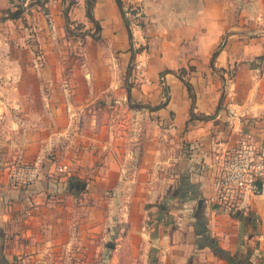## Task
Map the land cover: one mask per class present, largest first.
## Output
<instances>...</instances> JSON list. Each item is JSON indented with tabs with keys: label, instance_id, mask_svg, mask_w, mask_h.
<instances>
[{
	"label": "crops",
	"instance_id": "crops-1",
	"mask_svg": "<svg viewBox=\"0 0 264 264\" xmlns=\"http://www.w3.org/2000/svg\"><path fill=\"white\" fill-rule=\"evenodd\" d=\"M10 1L0 0V26L22 18L1 12L15 11ZM29 1L47 9L33 26L44 60L27 67L34 79L0 81V264L237 260V235L242 227L248 231L238 220L244 216L245 222L249 206L264 208L254 203L264 197V183L259 196L231 213L235 220L211 204L213 181L222 152L243 133L262 131L264 31L230 26L229 0H135L146 16L144 27L127 23L115 0H95L93 16L104 44L89 43L85 61L62 80L52 72L61 67L62 22L72 12H61L63 0H25L23 6ZM121 1L123 9L130 2ZM85 2L76 6L87 21ZM242 3L239 20L246 23L253 5ZM256 3L262 7L264 0ZM24 11V20L36 18ZM262 11L249 16L256 17L253 25L264 24ZM146 44L125 83L128 99L117 75ZM188 67L193 70L179 78L178 71ZM233 68L234 79H227L223 71ZM217 75L226 80L223 108ZM183 82L194 95L189 122L191 99ZM42 153L34 186L8 184L10 162L29 163ZM60 165L67 172L49 179L48 172ZM259 238L264 264V224Z\"/></svg>",
	"mask_w": 264,
	"mask_h": 264
},
{
	"label": "rangeland",
	"instance_id": "rangeland-1",
	"mask_svg": "<svg viewBox=\"0 0 264 264\" xmlns=\"http://www.w3.org/2000/svg\"><path fill=\"white\" fill-rule=\"evenodd\" d=\"M63 1H65V3L61 5V12H62V9L63 11L71 10L72 14L69 16L68 22H67L68 27H69L68 34L65 32V28H64V24H66L65 19L62 22L63 23V36L60 37V41H62L61 46L64 50V54L61 56V59H60L61 67L59 68L58 74L52 72V76L58 75L60 79L67 80L73 73L75 67L81 65L85 61L84 56H83V51L85 50V48H87L89 43L103 45L104 42L102 40L101 42L96 43L91 38L92 35L96 37L100 34L97 31H95L93 25H90V23H88L85 19H83L82 17L78 15L79 14L77 11L78 7L76 6L78 0H63ZM244 1L250 2V4L252 3L253 5L252 11L251 9L249 11V16L252 17L251 14L253 11H254L253 14L256 15L259 12V9H260V13H261V10H263L262 13H264V5L262 4V7L257 5L256 3L257 0H229V3H230L229 25L238 26V28L241 29L245 33L257 32L259 30L264 31V26H263L264 24L253 25L255 18H256L255 16H253L252 19H249V16H245V19H247L246 23H242L241 20H239V17L241 15L242 5H243L242 2ZM12 3L14 4L13 6L14 8L15 6L23 4L21 0H12ZM36 4H38V2L31 3L29 1L27 2L25 6H23V10H21L20 12L22 18L20 19V21H18L17 25L13 22L12 24H9V26H0V81H2L3 79L9 80V79H12L13 77H20L21 79L22 78L30 79L31 78L30 76H33L32 79H34V75L27 69V67H29L30 64H33L34 60L38 62L44 60V58L42 57L43 55L41 53V49L36 48V45L39 46L40 42L35 38V36H33L36 34L33 31V26L37 24V14L46 13L45 11L47 9H45L42 5H40L38 8ZM125 4L127 6L124 5L123 11L125 13V20L127 21V23L133 22V20H135L136 23L134 22V24L144 27L146 24L145 23L146 16L141 12L140 7L137 6L136 1L130 0V2H126ZM24 7L28 9L27 13L29 15L36 16V18L31 19V20H24L23 19L24 13H25ZM1 12L4 14L5 12H7L8 14L7 17L9 18L11 15L10 12H14V10L10 11V8H8V9H3ZM6 19L7 18H3V21ZM240 23H242V26L239 25ZM18 26H20V28ZM11 29L15 31L13 33L16 35L14 34L12 35L10 31ZM24 29H27V32H24L25 34L20 33ZM50 29L53 30V32L55 31L53 27H51ZM147 46L148 45L146 44L145 46H141V47H146L147 49L148 48ZM135 65L136 64L134 61L132 65H129L127 67L126 72L124 73L121 72V73H118L117 75V77L120 80H122V83L124 82L123 88L125 89L126 92H127L128 84L126 85L125 83H127L129 77L131 78V75H132L131 71L134 70ZM18 66H23V68L19 69ZM192 70L193 69L191 67H188L187 70H179L178 74L183 76L184 74L189 73ZM224 73L227 79H230V80L234 79L235 69L233 68L229 71H224ZM217 77L218 78L220 77L221 79L220 78L219 79L223 83L221 86V102L219 104V107L223 108V103H224L223 100L226 97L225 90L223 87L225 85L226 80L221 75L220 76L217 75ZM3 86L4 85H2V87ZM44 89L46 90L47 88H44ZM112 105L114 106L115 104H112ZM129 105L134 107L136 104L129 103ZM246 124H251V122H248ZM223 125L226 127L228 123L227 124L224 123ZM260 128L262 129V131H259V133H254L252 131L251 132L254 133L255 137H257L258 139H264V122ZM109 196H110L109 194L106 195V197H109ZM254 203L256 207L263 205L264 197L256 198ZM262 211H264V208L256 210L255 207L249 206L245 210V215H246L245 222L243 220L244 216L241 217L240 219L241 221L238 220L237 225H240V227L246 226L248 228V231L247 233H245L244 227H242L240 233L237 235V244L239 245L238 249L241 254H239L237 260L232 259L233 261H238L237 264H263L262 256L258 252L260 251L258 248V243L261 240L260 238L257 240L255 239V236L258 235L259 227H261V225L264 224L263 223L264 217L258 216V214L261 213ZM229 215L230 217H234V216H231V214ZM234 219L236 220V217H234ZM246 236L252 237L253 240L250 241L251 243L249 242V240H245ZM227 252L228 254L233 253L232 250H227ZM251 253H253L252 257L250 256ZM216 261H217L216 263H218L221 260L217 259ZM225 263L227 264V261ZM57 264H60V263H57ZM67 264H69V262ZM228 264H231V261L228 262Z\"/></svg>",
	"mask_w": 264,
	"mask_h": 264
},
{
	"label": "built area",
	"instance_id": "built-area-1",
	"mask_svg": "<svg viewBox=\"0 0 264 264\" xmlns=\"http://www.w3.org/2000/svg\"><path fill=\"white\" fill-rule=\"evenodd\" d=\"M136 1L139 3L141 0ZM43 160L42 153L29 163L10 162L5 168L8 184L21 190L34 186L41 177ZM67 170L66 165H60L48 172V177L55 180L57 175L65 174ZM263 183L264 139H258L252 132L243 133L221 154L213 181L211 204L226 214L236 212L260 195Z\"/></svg>",
	"mask_w": 264,
	"mask_h": 264
},
{
	"label": "trees",
	"instance_id": "trees-1",
	"mask_svg": "<svg viewBox=\"0 0 264 264\" xmlns=\"http://www.w3.org/2000/svg\"><path fill=\"white\" fill-rule=\"evenodd\" d=\"M24 1L25 0H21V2L23 4H24ZM10 2L12 3V0ZM115 3L117 5L119 11L121 12L122 16L124 17L125 13L123 11L122 1L121 0H115ZM23 4L15 6L16 9H15L14 12H10L11 15H10L9 18H11V19H19V18H21L20 12H21V10H23ZM85 4H86V10H85L86 19H87V21L89 23H91L93 25L95 31H97L100 34V32H101L100 25L95 20V18L93 16V8H94L95 0H86ZM67 22H68V19L65 18V23H66L65 24V32L68 34L69 33V27H68V23ZM91 38L97 43L102 41L100 35H98L96 37L92 35ZM130 38L131 37H130V33H129V39ZM145 49H146V47H139V49H137L136 51L132 52L131 53L130 63H134L135 55L138 54V53L143 52ZM219 50H220V45L217 46V48L215 49V51L212 54V57H211V60H210V66L211 67L214 64L215 58H216ZM180 72H182V71H180ZM179 78H181V75H179ZM183 83H184V85H185V87L187 89V93L189 95V98L191 99V108H190V117L191 118L188 120V122H189L190 120L193 119L192 118V110H193V107H194V95L192 94V87L190 86V84L185 83V82H183ZM127 95H128V99H130V89H127ZM95 105H98V103H96ZM188 122H187L186 125H188ZM235 263L237 264L236 261H233V260L231 261V264H235Z\"/></svg>",
	"mask_w": 264,
	"mask_h": 264
}]
</instances>
